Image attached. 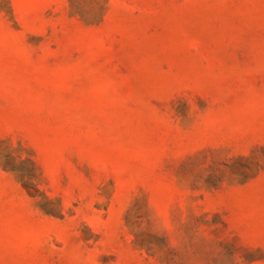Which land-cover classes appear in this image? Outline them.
Instances as JSON below:
<instances>
[{"label": "rangeland", "instance_id": "obj_1", "mask_svg": "<svg viewBox=\"0 0 264 264\" xmlns=\"http://www.w3.org/2000/svg\"><path fill=\"white\" fill-rule=\"evenodd\" d=\"M0 264H264V0H0Z\"/></svg>", "mask_w": 264, "mask_h": 264}]
</instances>
